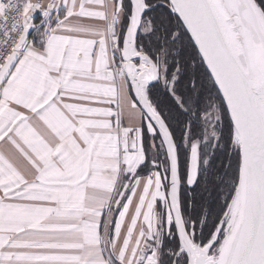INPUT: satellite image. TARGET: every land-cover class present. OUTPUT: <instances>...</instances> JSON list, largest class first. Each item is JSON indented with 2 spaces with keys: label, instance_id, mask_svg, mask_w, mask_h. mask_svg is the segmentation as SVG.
Returning <instances> with one entry per match:
<instances>
[{
  "label": "snow or ice",
  "instance_id": "6c2138e0",
  "mask_svg": "<svg viewBox=\"0 0 264 264\" xmlns=\"http://www.w3.org/2000/svg\"><path fill=\"white\" fill-rule=\"evenodd\" d=\"M0 264H264V0H0Z\"/></svg>",
  "mask_w": 264,
  "mask_h": 264
}]
</instances>
